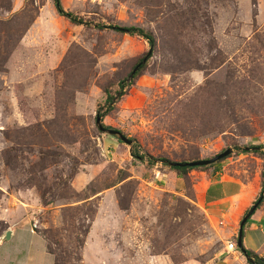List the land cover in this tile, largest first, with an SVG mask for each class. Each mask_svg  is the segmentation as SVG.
<instances>
[{
  "label": "rangeland",
  "instance_id": "rangeland-1",
  "mask_svg": "<svg viewBox=\"0 0 264 264\" xmlns=\"http://www.w3.org/2000/svg\"><path fill=\"white\" fill-rule=\"evenodd\" d=\"M60 1L83 23L55 0H0V264H48L30 230L57 264H250L228 245L263 190L264 0ZM97 25L155 35L133 82L150 43ZM124 78L103 124L132 147L96 119ZM230 148L185 176L168 162Z\"/></svg>",
  "mask_w": 264,
  "mask_h": 264
},
{
  "label": "trees",
  "instance_id": "trees-1",
  "mask_svg": "<svg viewBox=\"0 0 264 264\" xmlns=\"http://www.w3.org/2000/svg\"><path fill=\"white\" fill-rule=\"evenodd\" d=\"M55 6H56V8L58 10V13L60 15L69 18L74 23H83L82 19L79 16L75 15L74 13L66 11L64 9V7H63V5H62L60 0H55ZM97 27H99V28H110V29H112L114 31H117V32H120V33H127V34H130V35H139V36L144 37L150 43L151 51L148 52L145 55V57L142 58V60L134 67V69L130 73V75H133L132 78H131L132 80L130 82H133V80L145 68L147 60L145 62H143V61L146 59V57L152 56V50H154V48L156 46L155 35L151 31H148V30H146L144 28L136 27V26L97 25ZM128 81H129L128 78H124L123 80H121L119 82V89L115 93H113L109 89L105 91L106 99H105V102L102 105H99V108L97 109V112H96V119L101 118V120L103 122L104 117L107 116L115 108V104L117 102L116 100L121 98L126 93L127 87L130 85V83ZM104 127L107 128V129L111 128V127L105 126V125H104ZM117 139L119 140V138H117ZM250 148L254 149L256 152H262L263 159H264V144L254 145L253 147H250ZM242 151L243 152H247V149L246 150H242ZM132 154L135 157L139 158V159H144L147 156L145 154H142L139 148H135V147L132 149ZM154 160L155 159L150 158L149 161L152 162ZM168 162H170V161H168ZM180 162H186V161H180ZM218 163H219V161L213 163V165H216ZM170 167H171V169L177 171L179 176H185L189 172V170L195 168V167H190V166H170ZM196 167H199V166H196ZM263 176H264V172H263ZM224 195L225 194L223 193V191L221 189V184L218 183V184L212 185V186H210L208 188L207 195H206V200L207 201H213V200L221 199V198L224 197ZM263 202H264V182H263L262 195L255 202V204H257V209H259L262 206ZM250 220H251V218H249L247 223L251 222ZM245 228H246V223L244 224V227H243V243L241 245L242 252L245 254V256H247L249 258V263L250 264H264L263 263L264 262V258L262 256H260L259 254H257L253 250L247 249L245 247V245H244ZM55 264H57V263H55Z\"/></svg>",
  "mask_w": 264,
  "mask_h": 264
},
{
  "label": "water",
  "instance_id": "water-1",
  "mask_svg": "<svg viewBox=\"0 0 264 264\" xmlns=\"http://www.w3.org/2000/svg\"><path fill=\"white\" fill-rule=\"evenodd\" d=\"M147 59H148V57H146V59L143 62H145ZM132 76L133 75H130V78H132ZM97 125H98L99 129H101L102 131H106L109 134L118 136L123 143H126V144L130 145L131 147L133 146L134 141L132 139H129L127 136H125V134L122 131H120L118 129H114V128H110V129L105 128L101 118L97 119ZM232 152H233V149L230 148V149L224 151L223 153H220V154H218L214 157H211L209 159H198V160L186 161V162L170 161L169 164L171 166H190V167L211 165V164H213L217 161H220L221 159L227 157ZM256 209H257V204H255L249 210V212L245 215V217L243 218V220L241 222L240 233H239V237H238V246L240 248H241V245L243 243V227H244V224L248 221L249 217H251L255 213ZM11 237H12V230H8L5 233L3 240H9V239H11ZM247 259L249 260L248 257H247Z\"/></svg>",
  "mask_w": 264,
  "mask_h": 264
},
{
  "label": "crops",
  "instance_id": "crops-1",
  "mask_svg": "<svg viewBox=\"0 0 264 264\" xmlns=\"http://www.w3.org/2000/svg\"><path fill=\"white\" fill-rule=\"evenodd\" d=\"M221 199H223V198H221ZM254 220L255 221H251L250 222L251 224H250L249 228H245L244 245H245V247L247 249H251L254 252H256L258 250V248H257L256 244H253V243L250 242V239H251L252 234L254 232L257 233V231H255V230L261 229V231H264V215H261L259 217H254ZM16 231H17L16 228H12V237L16 234ZM30 232H31V234H33L36 237L40 238L42 240V242H43V246H42V249L40 251V254L42 255V258L44 260H46L48 264H55V257L50 252H48L44 239L40 235H38L35 232H33L32 230H30ZM1 244L2 243L0 242V245ZM42 264H45V263L43 262Z\"/></svg>",
  "mask_w": 264,
  "mask_h": 264
},
{
  "label": "built area",
  "instance_id": "built-area-1",
  "mask_svg": "<svg viewBox=\"0 0 264 264\" xmlns=\"http://www.w3.org/2000/svg\"><path fill=\"white\" fill-rule=\"evenodd\" d=\"M229 251H237L238 250V244L237 242H230L228 245Z\"/></svg>",
  "mask_w": 264,
  "mask_h": 264
}]
</instances>
